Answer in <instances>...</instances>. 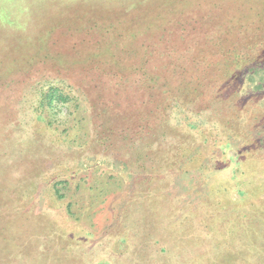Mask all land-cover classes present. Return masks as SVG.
<instances>
[{
	"label": "rangeland",
	"instance_id": "obj_1",
	"mask_svg": "<svg viewBox=\"0 0 264 264\" xmlns=\"http://www.w3.org/2000/svg\"><path fill=\"white\" fill-rule=\"evenodd\" d=\"M258 38L264 0H0V264H264Z\"/></svg>",
	"mask_w": 264,
	"mask_h": 264
},
{
	"label": "trees",
	"instance_id": "obj_2",
	"mask_svg": "<svg viewBox=\"0 0 264 264\" xmlns=\"http://www.w3.org/2000/svg\"><path fill=\"white\" fill-rule=\"evenodd\" d=\"M239 43L240 42H237V44H239ZM245 43H248V46H246V47L245 46H242V49H239L237 51V54H243L244 57L243 56H240V57H236V59L237 60H238V58H241L242 60L245 59L246 61H248V64L258 65L260 62H259V59L257 58V56L254 57V58L253 57H250V56L257 49H261V47H264V42H262V39L261 38L260 39L258 38V39L248 40ZM161 53L162 54H167V56L164 57L163 58V61H162V66H163V69L164 70L171 69L172 68V65L174 63H178L182 59V57L173 54L174 52L171 51V48H169L168 46L165 49H163V51H161ZM247 58H249V59H247ZM227 64H226V66H227ZM175 71L176 72H173V73H171L169 75H166V78H164V79H167L168 86L166 84L167 88H166V91L165 90L163 91V93H164L163 94V97H164V101L165 102L167 101V105L168 106H171V107L174 105V102H176V100H179V101H182V102L187 101V98L188 97L182 96L181 94H184V93L182 92L180 94V92H179V91H182V88L181 87H184L186 84L188 86H189V84H191L192 87H194L193 90H196L197 87L200 85V84H198V79H196V75H195L196 72H195V70L193 68L191 69V67L189 66V64H184L183 66H180L179 65V66H177L175 68ZM174 84L178 85V87H177L178 90L175 89L176 90L175 91L176 94L174 93L175 94L174 96H170V98L167 99L168 94L170 93V90H171V88L173 87ZM188 88H191V86H189ZM191 93H192V91H191ZM22 257H23L22 254L21 253H18L17 260L21 259ZM61 263H63V262H59V261L57 262V264H61ZM21 264H23V262H21ZM32 264H35V262L32 263Z\"/></svg>",
	"mask_w": 264,
	"mask_h": 264
}]
</instances>
